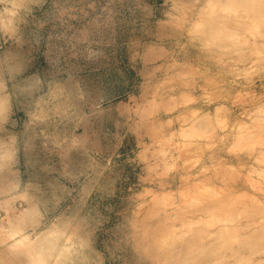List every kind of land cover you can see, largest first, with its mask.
Returning a JSON list of instances; mask_svg holds the SVG:
<instances>
[{"label":"rangeland","instance_id":"rangeland-1","mask_svg":"<svg viewBox=\"0 0 264 264\" xmlns=\"http://www.w3.org/2000/svg\"><path fill=\"white\" fill-rule=\"evenodd\" d=\"M192 2L7 0V12L0 3V57L12 53L16 83L28 89L12 101L8 127L21 132L35 123L37 129L28 141L27 175L7 194L0 185V264H37L49 255L60 257L56 264H148L138 246L153 255L159 250L161 258L180 250L194 264L264 262V192L257 174L264 166L254 163L258 149L242 156L240 174L227 183L223 168L212 171L219 161L215 150L199 155L191 174L204 169L199 179L216 177L204 185L208 202L181 206L177 181L142 179V150L135 137L124 136L118 105L140 94L134 85L143 83L142 73H151L163 93L174 63L189 60L191 52L180 47L186 34L175 25L193 23ZM225 2L199 0L203 18L215 22L199 43L218 42V5ZM5 23L14 30L11 38ZM239 24L228 28L235 31ZM230 58L233 63L218 67L239 77L240 86L211 105L209 115L221 109L231 123L251 126L260 113L250 100L264 91V73H253L256 57ZM77 110L89 117L99 148L85 138V121L73 119ZM117 134L124 138L113 151ZM153 151L157 172H163L174 153L164 137ZM195 158L182 156L177 166L191 168L186 161ZM237 166L232 159L231 167ZM221 204L229 207L222 211Z\"/></svg>","mask_w":264,"mask_h":264},{"label":"clouds","instance_id":"clouds-1","mask_svg":"<svg viewBox=\"0 0 264 264\" xmlns=\"http://www.w3.org/2000/svg\"><path fill=\"white\" fill-rule=\"evenodd\" d=\"M0 3L5 5L7 12V0H0ZM198 4L199 0H193L189 6V11L195 17L193 23L187 26L186 22L175 25L180 35L186 34L185 43L180 45L181 51H190L191 55L183 64L174 63L170 69L169 87L161 93L160 87L153 85L151 73H142L143 83L134 85L140 88V94H129L127 103L121 101L117 109L124 118V136L130 134L135 137L136 147L142 150L141 162L146 172L142 179L152 182L158 178L170 177L177 181L175 196L181 201V206L189 200L196 203L208 202V190L204 185L216 177L199 179L207 171L204 169L195 175L191 174L192 168L199 163L198 156L205 151L215 150L213 155L218 156L219 161L212 171L217 173L223 168L225 183L232 178V174H240L243 167L240 161L245 154L258 149L254 163L264 166V91L250 100L253 105L259 104L256 112L260 113L259 121H254L251 126L238 121L231 123L229 115H221V109L209 115L211 105L230 98L234 89L240 86L239 77L230 78L231 73L218 65L233 63L231 56L240 55L243 62L256 57L252 60L255 66L252 71L254 74L264 73V0H227L218 5L223 15L218 25V42L214 45L198 42L200 36L206 35L204 29L215 23L203 18V12L197 8ZM233 21H242L235 31L228 28ZM4 32L10 38L14 36V30L9 29L6 23ZM20 47L17 44L16 48ZM18 72L12 53L5 52L0 57V185L4 186L6 194L10 189L14 190L19 180L27 175L28 141L37 131L35 123L32 128L21 132L8 127L7 117L13 106L12 101L28 92V89L18 87ZM5 73L8 74L7 79L4 78ZM260 78L264 80V76ZM72 116L73 119L85 121V138L99 148L95 133L90 131L89 117L78 110ZM161 137L166 139L169 151L174 156L170 165L165 163L163 172H157L160 164L156 162L157 153L153 149ZM123 138L116 135L113 151L122 146ZM182 156L196 157L186 161V164H191V168L185 164L177 166L176 162ZM232 159L237 161L236 168L231 167ZM257 174L261 177L258 190L264 192V167ZM227 207L229 206L221 204L220 210ZM136 250L148 264H194L183 258L185 253L180 250L174 256L163 258L159 250L155 255L147 247L138 246ZM59 259L60 257L53 258L49 255L37 264H48L49 261L56 264ZM64 259L67 261V257Z\"/></svg>","mask_w":264,"mask_h":264},{"label":"bare ground","instance_id":"bare-ground-1","mask_svg":"<svg viewBox=\"0 0 264 264\" xmlns=\"http://www.w3.org/2000/svg\"><path fill=\"white\" fill-rule=\"evenodd\" d=\"M30 219V218H29ZM1 225V224H0ZM54 228V230H55V227H53ZM43 231V230H42ZM52 231V230H51ZM45 233H46V231H45ZM50 233V232H49ZM41 234H43V233H41ZM48 234V233H47ZM52 234V233H51ZM16 236H17V234H16ZM19 238H21V237H19ZM3 240H4V238H3ZM16 240H18V239H16ZM0 242H1V240H0ZM13 242H14V240H13ZM14 244V243H13ZM22 246V245H21ZM9 249H11V248H9ZM19 253V252H18ZM33 258V257H32ZM36 259V258H35ZM32 260V259H31ZM31 262V261H30ZM34 262H35V260H34ZM38 262V261H37ZM33 263V262H32Z\"/></svg>","mask_w":264,"mask_h":264}]
</instances>
